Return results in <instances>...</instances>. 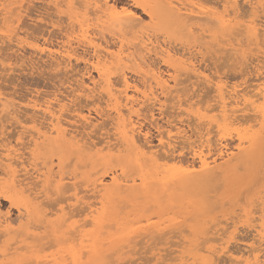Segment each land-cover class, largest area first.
Returning <instances> with one entry per match:
<instances>
[{
	"label": "bare ground",
	"instance_id": "1",
	"mask_svg": "<svg viewBox=\"0 0 264 264\" xmlns=\"http://www.w3.org/2000/svg\"><path fill=\"white\" fill-rule=\"evenodd\" d=\"M4 1H6V0H3V2ZM131 1H133V3L135 4L134 6L139 7L142 10V12H144L146 15L149 16V18L151 20L153 18H155V16L160 12V9L156 8L154 5L151 6L149 3L146 4V3L141 2L140 0H131ZM245 1L249 2L248 3L250 6L249 12H251V15H254L255 13L257 14L258 11H256V9H258L260 6V0H256L254 2H253V0L252 1L251 0H245ZM106 2H107V0H104L103 4L106 5L107 4ZM6 3H8V2H6ZM6 3L0 4V17H2V19L4 21L6 19L9 20V18L13 14L12 13L13 7H10L8 4L5 5ZM162 6H163V4H162ZM21 8H19V9H21ZM15 9H16V6H15ZM55 10H57V9H55ZM92 11L94 13L105 12V10L102 9L101 6H95ZM237 11H238V5L236 4L235 0L234 1L233 0H223L222 10L219 11L220 13L216 12L218 14L210 12L208 10L194 11L192 9L190 10L189 13H184V12H181V10L179 8H176L174 6H172L170 11H167V13H169L170 16H172L173 19H175L176 21L177 20H179V22L180 21H190L191 28H192L191 30L196 29L197 32H200L197 34H200L201 38L206 36L205 34L208 31V29L206 27H204V25H205L204 22H207L210 19L216 20L217 24L219 25V28H221V30L223 32V37H221V40L224 39V37H225V39H224L226 42L225 44L229 45L231 50H234V51L239 50L237 48H240L242 46V44L245 43V42L241 43L242 40L239 37L246 38L248 44L252 43V41H253L254 46L258 45L260 42H261V44L263 43V45H264V26H263V24L261 23L263 28L259 29V27H257V24L255 23L254 19H250L248 21V23H246V24H242V23L240 24L236 21H233L234 17L236 16V15L234 16L233 14H238ZM123 13L124 14L120 13L122 15H119L118 17H116V19L118 20L117 22H119L123 27H125V25H126V27L128 26L129 29H132L139 24L140 19L138 18V15L134 14L131 10H129V9H128V11L125 10ZM14 14L17 15L16 13H14ZM241 14L245 15L243 13H241ZM18 15L20 16V14H18ZM231 15H233V17H231ZM257 16H260V15H257ZM14 17H16V16H14ZM20 17H22V16H20ZM110 18H111V16H110ZM114 18H115V16H114ZM12 19L13 18H10L11 22H12ZM112 19H113V17H112ZM173 19H171V20H173ZM242 19H243V16H242ZM257 19L258 18L256 17V20ZM17 20H18V18H17ZM55 24H57V22ZM81 27H83V26H81ZM84 30H81V31L83 32ZM65 31L67 34L68 31L67 30H65ZM95 31H97V30H95ZM99 33H102V32L99 31ZM83 35L84 34H82V36ZM209 35L212 36V33ZM70 36H72V35H70ZM217 36H218L219 41H220V36L218 34H217ZM99 37L102 39V40L100 39L101 42L103 41L102 44H96V43H92V42L89 43L87 41L89 43L88 46L91 48V51H92L91 60H89L90 62L89 61L88 62L90 64V66H92L93 70L96 72L97 79L92 80L91 85H85L86 83L85 84H82V83L77 84L78 82L76 83L75 79H74L76 87L72 88L71 92H72V94L75 93L76 96H83L84 98L85 97H93L94 98V96L96 97L95 100L92 99L94 101L93 105L96 104L95 105L96 108L94 110L95 113H98L99 117H104V116L108 117L110 119L112 125H113L112 126L113 127L112 134L110 133L111 135H109V133L105 131L108 134V136L106 138L104 137L103 140H100V137L97 140L96 138H98V136L96 137V135L94 136V137H96L95 138L96 140H94V138H93L94 134L91 135L88 132V130L86 131L87 128L92 130V128L94 129V128H96V126H97V128L98 127L100 128L101 126L97 125V124H99L97 122L98 120L95 117H92V118H94V120H97L94 122L88 113H86L87 115L82 113V110L77 107L78 105H76V107L78 109L76 107L75 108H72V107L69 108L70 107L69 104L72 103L71 99H69V101L66 102L65 99L63 100L61 98L60 99L58 98V97H62L63 94L62 95L60 94L61 96H58V97H56V95L53 94L55 96L52 97L51 99H47V100H45L44 98H41V100L44 99L42 102H39L37 100L36 101L35 100L29 101L26 104V106H29L33 110L39 111L41 114L47 116L48 120H47V122H43L42 120H40L42 116L41 117L37 116L38 118H40L39 120L36 119L35 117L29 118L27 120L24 118L27 122L30 123V125L28 127L25 126V124H24L26 121L23 123V120H19V117L17 115L19 108L24 106V105H22V103L21 104L14 103L13 101L10 102V100L8 101L5 96H2V94L0 95V115H4L3 117H5V119L6 118L8 119L9 117H10V120L14 119L13 121L14 122L16 121L15 123H17L16 127L18 125H20L21 131L25 130L28 133L27 136L29 137V140H27V141H30L29 146H30V144H32L31 146H33V147H32V149L28 148V150H26V151H29L30 156L28 158L32 162H29L27 157H26L27 158L26 161L29 162L28 164L33 165V167H31V169H34L36 171V175H34V179H36V181H34V182H37L40 186L39 187L40 190L37 188V186H36L37 190L34 188L31 189L30 187L28 188L27 183H25V181L23 179L19 178V176H20V175H18L19 171H20V174L23 171V173L21 174V177H22V175L24 176L25 174L30 173V170H28L26 168L27 166L23 165L24 155H26V154L23 153L24 155L22 158L20 151H18L20 148L19 149L15 148L16 146L14 147L12 143L10 145H12L13 147L9 146L8 143L7 144H1L2 146L0 145V148L2 149V151L0 152V195H2L4 200L8 201L12 206L16 207V209L18 210V213L22 216L21 220L23 218L24 219L20 223L14 221V223H18V227H17V233H18L17 236L18 237L16 238V236L14 237V235H16V234H14L13 237H11V235H10V233L13 231L12 222L8 220L9 218H7V219L4 218L3 217L4 215H2V217L0 215V240H2V238H1L2 236H7L6 239L3 237L4 241H6V242L3 245V248H0V264H30V263H32V264H103L104 263L105 264L106 263V262H104L105 260L107 261L109 259H112V258H110L111 257L110 255L108 256L109 253L112 254V251H117L118 249L120 250L122 248H125V249H123V251H125V250L128 251L130 249V247L128 246L129 244H131L130 246H132V244H134L135 242H137L139 244V240L136 239L135 242L133 241V240H135L136 237H140L143 235L144 238L147 237L145 239H148V238L154 239L155 237L158 236V239L159 238L162 239L161 242H163V238H166V236L168 237L169 235H172L171 233H173V232H174L173 236L175 235V232H176V236H179L180 235L179 232L184 231V230H180L181 227H185V226H183V221L180 222V223H182V226L180 225L181 226L180 229L176 228L175 226H171V225H174L173 223H171V225H170V224H167L166 221H162V220L152 224L149 221L150 220L149 215H142L144 213H142L140 215V213H141L140 211L146 212L147 209L150 210V209L156 207L159 209L160 213L162 212V214L167 213V211H168L172 215V217L167 218L170 221L177 218L179 216V214L182 213L183 210H187V209H190V213L192 212V215L189 214L190 218L191 217L195 218L196 212L198 213V216L204 217L209 212H212V210L214 208L216 210V206L218 207L219 204H221L220 201L218 202L219 199L217 198V196L214 193L210 194L211 192L214 191V189H216L215 188L216 185H218L217 186L218 189L222 188L221 183H222L223 179L221 177H223L224 175H227L228 173L234 172L236 170V168L238 167L239 160H241V161L243 159H245V161L249 160V158L252 156L253 152L259 146L264 145V51H262V54H260L259 57H255L257 63L255 66L253 65L255 67L254 71L256 72L257 80L259 82H257L255 84V86L253 85L252 89H249V88L246 89V87H244L245 89L243 87H242V89H240L241 87L239 88L237 86V84L235 85V83H234V85H232L233 83L231 85H227L230 82L225 83L226 81H224L222 79V77L218 75V73H217L218 70L216 71V73H217L216 75H208L207 72L201 71L198 68L199 66L197 67V65L195 64V61H194L195 56H193L194 53L191 54V52H190V54H191L190 56H188V55L185 56L184 54L179 53L180 57H178V56L175 57L178 52L177 53L172 52L173 50L171 51L170 48H164V49L160 48L157 50L156 45H154L150 41L151 39L147 42L140 39L138 42H136V44L133 43V46L135 48L132 46L133 47L132 51H129L128 47H127V50H125L123 48L124 47L123 43H121L119 48L115 51L111 48V45H109L108 41L104 40L105 37L103 38L102 35L101 36L99 35ZM248 40H250L251 42L249 43ZM223 41L220 43L222 44ZM244 41H245V39H244ZM17 42H18V40H17ZM211 44H212V42H211ZM11 45L14 46L13 44H11ZM62 46H63L62 47L63 50H61V51L53 50L54 52H51L52 51L51 50L50 53L48 52V54H49L48 56L50 57V59L56 60V64H57L56 66L63 64L65 67H67V65H69L73 59L78 60V58L76 56V50L77 49L72 47L69 39H68L67 43L63 44ZM238 46H240V47H238ZM220 47H222V46H220ZM15 48H16V46H15ZM205 48H207V47H205ZM230 48H228V49H230ZM134 49H135V51L133 52ZM216 49H218V48H216ZM220 49H223V48H220ZM225 49H227V48H225ZM255 49H257V48H255ZM34 51L37 52V50H34ZM152 52H154L156 55H159L161 58H163L165 56L166 59L163 58L162 61L165 63V65L167 64L169 67H171L175 74L174 75L171 74L165 78L159 71H157L155 68H153L149 62V57H151L150 55L152 54ZM206 52H207V50H206ZM210 52H211V50H210ZM210 52H209V54H210ZM197 53H198V51H197ZM18 54H19V52H18ZM155 54H154V56H156ZM203 54H205V53L203 52ZM235 54L236 53L234 52V55ZM21 55H22V53H21ZM195 55H196V53H195ZM230 55H232V53ZM207 56H209V55H207ZM207 56L205 59L208 58ZM218 56L219 55H217V57H215V58L218 59ZM236 56H238V55H236ZM200 58H201V56L199 57V60H200ZM248 59H250V58H248ZM8 60H10V59H8ZM22 60H21V62H22ZM48 60H49V58H48ZM208 60H209V58H208ZM210 60H212V58ZM2 61H5V60H2ZM51 62H52V60H51ZM152 63H154V61ZM159 64H161V63H159ZM9 66H11V65L9 64ZM72 66H73V64H72ZM132 66L135 67L134 69L137 68L136 72H138V74H139L138 76H139V78H141V84L139 83L140 85H135L134 83L131 84V82L129 81L130 79H128L126 72H127V69L132 67ZM200 67L202 68L203 66L201 65ZM240 67H241V65H240ZM13 69H11V70L13 71ZM67 69L69 70V68H67ZM167 69H168V67H167ZM214 69H213V71H214ZM62 70H63V68H62ZM180 70H182L183 73H184V71L187 73L191 72L193 75H191L189 73L188 74L193 76L194 78L196 77L198 79H201L202 81H204V84L206 83V84H208V86L210 85L212 87L214 95L212 97L213 99H211V100H213L214 103L213 104L211 103L212 104L211 106L209 105L210 109H208V112H209V110H210V112L211 111L214 112V114L211 112L213 114V119H212V123H213V127H214L213 130L215 129L214 131L213 130L212 131L216 132L215 133L216 138L213 139L211 136L212 131L210 128H211L212 123H210L211 125L209 126L210 130L205 128L206 127L205 123H207L206 120H208V119L204 120L205 123L202 120H201V122H203V123L200 122V124H199V122H196L202 126H203V124H205L204 125L205 131H201L202 128L196 127L197 129L194 131H191V133L189 134L188 131L186 130V128H190V126H192V124H190L191 122H189V120H191V118H193V121H196L197 118L199 119L201 117L195 113L193 114V117H192L191 112H189V110H187V111L185 110L184 114H186L188 116L187 122H186V119L185 120L179 119L178 124H181V125H177L176 123L175 124L171 123L173 125H169L168 124L169 121H168L167 124L169 126H167V127L160 126V127H162L161 130H160V128L158 130L156 129L157 132L159 131V133H157V136H158V134H159V136L157 137L158 139H157L156 145H154V144L150 145V144H148L149 142L148 143H146L144 141L142 142L141 138H140V136H141L140 134H142L141 125L139 124L140 120L138 121L137 119L133 118L135 116L137 117L138 115H140V113L138 114L137 110L141 107L136 109V106L138 107V106H142V105L148 103V105H150V107L152 106L153 109H154V106H157V108H158L157 110H159V112H160V110L161 109L163 110V108H164V106H163V108H161L163 103H164V102L162 103L163 100L161 98H164V100H167V98H170V94L173 93L174 91H176V93L174 92L175 94L171 96L169 101L174 99L173 106H175V104H176V108L181 109V107L184 106L183 103L184 104L187 103L189 98L186 97L185 100H181L182 98L180 99V95L182 93L180 95L177 94V92H178V90H176L177 85L179 84V82L184 81L181 79V81L178 82V80L180 78L177 79L178 74L176 75V73ZM6 71H8V70H6ZM78 71L79 70H77V72ZM240 71H241V69H240ZM242 71H245V70H242ZM246 71L244 73H246ZM61 72H59V74ZM63 73H61V74H63ZM79 73H80V71H79ZM180 73H181V71L179 72V74ZM77 74H75V75H77ZM188 74H186V75L188 76ZM3 76H5V75H3ZM178 77H179V75H178ZM114 78L116 80H113ZM71 79H72V77H71ZM90 79H91V77H90ZM92 79H94V78L92 77ZM63 80H66V79H63ZM66 81H63L61 83H64ZM79 82H82V79ZM170 82L171 83L173 82V84H170ZM175 86H176V88H175ZM64 87L65 86H63L62 88H64ZM178 87H182V86H180V84H179ZM182 89H184V87H182ZM179 90H181V88ZM69 92H70V90H69ZM191 93L189 92V94H191ZM10 96H12V95H10ZM48 96H50V95H48ZM66 96L68 98L69 95H66ZM206 97H207V95H206ZM96 99L98 102H102L101 100H103L104 108L103 107L100 108V104L96 101ZM175 99H176V101H175ZM75 100H76V98H75ZM192 100H193V98H192ZM205 100H207V99H205ZM95 101H96V103H95ZM193 101L190 103V100H189L188 103H190L192 106L193 105L192 103L195 104V102H193ZM195 101H196V99H195ZM207 101H209V100H207ZM17 102H18V100H17ZM77 102H80V101H77ZM174 102H175V104H174ZM199 102H200V100H199ZM86 103H85V105H86ZM91 104H90V107H91ZM85 105H84V107H85ZM86 107L88 108L89 105H87ZM92 107H94V106H92ZM152 107L150 109H152ZM176 108L174 110H176ZM27 109H28V107H27ZM201 110H202V108H201ZM205 110H206V108H205ZM65 111H67V112L70 111L68 113H72L73 116H71V115L70 116L75 118V119L72 118L73 120H75V124L77 122H79L81 124V126L85 127L84 128L85 131H83V130L82 131H75L73 129H72L73 131L68 130L67 127H69V126L66 127V125H65V122L67 121L66 118L64 117V114H66V113H64ZM141 111H142V109H141ZM164 111H162V113H165ZM146 113H147V111H146ZM182 113H183V111L181 112V115H182ZM21 115H19V116H21ZM170 115H169V118H170ZM173 115L174 114L172 113V117H173ZM31 116H32V114H31ZM33 116H34V114H33ZM45 116H44V118H45ZM66 116H68V115L66 114ZM70 116H68V118ZM151 117H152V115H151ZM172 117H171V119H172ZM174 118L176 120H178L177 117H174ZM146 119H147V117H146ZM175 119L170 121V122L175 121ZM110 121L103 122V123L107 124ZM154 121H156V120H154ZM6 122H8V121H6ZM10 122L12 124V120ZM244 122L248 123L249 125H247V128H245L243 133H241L242 132L241 130H240L241 132L237 131V134H236L237 142L235 143L236 145L230 147V145H229L230 143H228V145H229V147H228L227 142L225 143V141L227 140L226 138H227L228 134L225 135V131L230 126H233L236 124H239V126H241L242 124H244ZM70 123H72V122L70 121ZM5 124L3 126H5ZM80 124H78V125H80ZM7 125H8V123H7ZM13 125H15V124H13ZM74 125H71V126H74ZM103 125H105V124H103ZM154 125H156V124L154 123ZM76 126H77V124H76ZM105 127H106V125H105ZM107 127H106V129H107ZM163 127L165 130H162ZM236 127H238V126H236ZM69 129H70V127H69ZM15 130H16V128H15ZM4 131H5V129H4ZM99 132H101V131H99ZM99 132H97V133L99 134ZM3 133H7V132L5 131ZM105 134H104V136H105ZM3 135L1 136V139H0L1 141L3 139L2 138ZM143 135H144V133H143ZM145 135H146V132H145ZM9 136L12 137L11 135L8 134V137ZM13 136H15V135H13ZM21 136H22V134H21ZM214 136L215 135H213V137ZM20 138H22V137H20ZM145 138H146V136H145ZM149 138H150V136H149ZM230 138H231V136H230ZM16 141L17 140H15V142ZM146 141H148L147 138H146ZM2 143H4V142H2ZM18 145H21V144H18ZM21 146H23V145H21ZM29 146H27V147H29ZM185 147L189 148L191 150L193 159H194V157L197 159L196 163H194L195 160L191 161V162H189V161L185 162L184 161L185 164H184V166H182L183 167L182 169H173V168L170 169V168H168L167 162H169V160L170 159L172 160V158H173L171 156V153L172 152L174 153L175 151L181 153V150H184ZM21 149H23V148L21 147ZM29 149H31V150H29ZM41 151H45L48 154H51V157L56 155V158H57V164H56L57 169H56V171L53 170L54 167H52V163H54V162H52V160H50V164H51L50 166H48L46 163H44L45 165L42 164L44 166V171L43 170L40 171V169H39L40 167L38 169L35 167L36 163H34V162L38 161L35 159L37 158V156L40 155ZM68 153L70 156H68ZM27 156H28V154H27ZM262 156L264 157V155H262ZM68 157L73 158V161H74L73 165H75V167H77L78 165L82 166V167L83 166H89L88 171L81 172V171L77 170L78 172H80L79 173L80 176H79L78 173H77L78 174L77 175V174H74V172L72 173L69 170L72 174H71V176H68L66 174V172H68V169L65 172L62 171L63 161H65ZM263 157H262V159L264 160ZM30 158H32V159H30ZM70 158H69V160H70ZM184 160H185V158H184ZM263 160H261V162H263ZM46 161L48 162L49 160H45V162ZM41 162H43V161L41 160ZM68 162L70 163V161H68ZM113 162H115V163H113ZM174 162H175V160H174ZM79 163H81V164H79ZM117 163L119 166L115 165ZM111 164L113 166H115V168L118 167L119 169L112 168L113 166ZM38 165H41V163L40 164L38 163ZM42 165H41V167H42ZM64 165H66V164H64ZM69 166H71V164H69L68 167ZM79 166H78V168H79ZM124 166L126 168L129 167L130 171L134 170L135 174H133V172H131V174H129V173L127 174V171L125 170ZM75 167H74V170H75ZM260 167H261V164H260ZM101 169H103V171L99 172V170H101ZM127 170H128V168H127ZM260 170H263V169H260ZM70 172H68V173H70ZM64 173L67 176H65ZM108 173H109V175H108ZM25 176H27V175H25ZM29 177H31V176H29ZM77 177L82 180V185L85 188H87V189H85V188H83V189L88 190L89 191L88 193L93 194V196L91 194H90V196H92V198L95 199L94 202H92L91 200H90V202L85 201L86 198L84 196H82L80 193L82 190L79 191L80 189H78L81 187L76 186V182H78ZM75 179L77 180L76 182H75ZM218 179L219 180L221 179L220 180L221 182H219V184H215L216 182L214 183V181H217ZM81 180H79V181L81 182ZM34 182H32V183H34ZM212 182H213L214 186L211 185ZM38 184H34L32 186L34 187L35 185H38ZM248 185H250V184H248ZM248 185H247V188H248ZM210 186H213V187L210 189L209 188ZM251 187H252V185H251ZM215 191H218V190H215ZM244 191H245V189H244ZM68 192H70V193L67 196ZM61 194L62 195L64 194L65 196L63 195V197L57 198V196L58 195L60 196ZM239 194L241 196V192H239L238 195ZM51 195H56L55 196L56 199L54 198L55 200H53V202L48 203V201H46V199L53 197ZM238 195H236V197H238ZM87 196H89V194ZM218 196H220V195H218ZM232 197H233V195H232ZM263 197L264 196L262 195V198ZM39 198H41V199H39ZM42 199H44L45 202ZM87 200H89V199H87ZM239 200H242V199L240 198ZM223 201H222L221 205H224L225 202L227 203V201H225V199ZM235 201L236 200H234V202ZM63 202H64V204H63ZM150 202H155V204H153L154 205L153 207H151L152 204ZM252 202H254V201H252ZM147 203H148V206H145V204H147ZM80 205H83V206H80ZM256 206H258V204H256ZM145 207L146 208L149 207V208L146 209ZM258 207H260L259 209H256V210H259L258 214L260 213L259 216L257 217L258 222L257 223L255 222L256 225L255 224L253 225V227H254L253 230L255 231V237L256 238L254 236H252L253 239L254 238L256 239L255 244L258 243L257 246H254L252 244L250 246V248H248V251L245 252L244 255L243 254L234 255V253L229 252L228 243L231 240H233L235 236H234L233 231L228 232V230H230V229H228L227 225L230 224V226H231V223H229L227 225H226V223H224V225H226L224 227H227V229L226 228L221 229L222 230L221 235L224 236L225 234L228 233L227 239L225 241L223 240L224 241V242L222 241L223 243L220 240L219 241L220 244H219L218 248H216V246H214V245L207 246V247L206 246L198 247L197 243L194 240L192 242V243H194V247L193 246L192 247L195 250L193 255L196 257H194L191 254L194 258V261L191 263L190 262H188V263L189 264H211L210 263L211 259H210L209 255L210 254L214 255V253H219L221 251V252L225 253L227 255L228 259L230 260L229 262L227 260L228 264L229 263L230 264H232V263L233 264H264V201H262ZM168 208H170V210H168ZM174 208H177V209L174 210ZM252 210L254 211L255 209L252 208ZM249 214H250V211L249 212L244 211V216L246 217V220L250 221L253 218L250 219L249 217H251V216H249ZM237 215H239V214L237 213ZM144 216H145L146 221L143 220V222H145V223L148 221L149 222L145 225L135 226L136 225L135 223H140L141 217H144ZM229 216H231V215L229 214ZM229 216H227V217H229ZM236 216L234 217V219L232 218L233 222L231 221L233 223L232 224L233 227L235 226V222L238 221ZM153 217H156V216H153ZM179 217H181V216H179ZM186 218H189V217L187 216ZM224 218H226V217H224ZM257 218L255 217L254 220L257 221ZM201 219H202L201 222H205V224H207L206 220L203 221V218H201ZM206 219H208V218H206ZM213 219H215V218H213ZM213 219H212L213 223L214 222L216 223L217 219H215V220H213ZM236 219H237V221H235ZM153 220H155V219L153 218ZM170 221H169V223H170ZM218 221H217V223H218ZM251 221H253V220H251ZM201 222L200 223L196 222V223H198L199 227H200ZM184 223H185V221H184ZM192 223L188 224V226L191 225ZM209 223H211V220ZM221 223H222V221H221ZM175 224H177V222ZM213 226H211V227H213ZM171 227L175 228L176 230L179 229L180 231L177 232L176 230H172L170 232ZM204 227H206V226H204ZM216 228H214V230H213L214 233L216 232L215 231ZM165 229L167 231H165ZM212 229H211V235H212ZM217 229H219V228H217ZM187 231H189V230H187ZM204 231H205L204 234L208 233L206 230H204ZM177 233H179V235H177ZM198 233H202V232H198ZM189 234H190V232H189ZM189 234L187 235L188 237H189ZM204 234H203V236H204ZM135 235H138V236L135 237ZM207 235H209V234H207ZM173 236H171V237H173ZM222 236L219 237V239H222ZM143 237H142V239H143ZM190 237H191V235H190ZM193 237H194V235H193ZM207 237L210 238L209 240H211V239L213 240V238L215 236H213V238H211L212 236L210 237V235ZM207 237L204 236L203 240H206ZM13 238L14 239L16 238V239L14 240ZM132 238H133V240H132ZM179 238H181V237H179ZM216 238L217 237H215L214 239H216ZM130 239L134 243H132V241ZM142 239H140L141 240L140 244L142 242ZM145 239L143 241L146 242ZM11 240H14V242L10 243ZM155 240H157V238ZM179 240H182V239H179ZM203 240L201 239V241H203ZM4 241H3V243H4ZM152 241H154V240H152ZM152 241H150V242H152ZM158 241H156V242H158ZM167 241L171 242L172 240H170V241L167 240ZM186 241H188V239ZM145 242H142V244ZM150 242L148 243L149 246H150ZM178 242H177V245H178ZM232 242L233 241H231V243ZM192 243H189V245H192ZM173 244L174 243L172 241L171 246ZM198 244H200V242ZM134 245H137V244H134ZM134 245L132 246V248L134 247ZM148 245H145V246H148ZM111 247H113V248L119 247V248L115 250V249H111ZM126 247L129 249L127 250ZM138 247H139V245H138ZM142 247L143 246H141V248ZM181 247H183V245H181ZM185 247H188V246H185ZM50 248H55V249L53 252L51 251L50 253H46L45 251L47 249H50ZM132 248L130 249V251L132 250ZM152 248L155 249L154 246ZM231 248H232V245H231ZM140 249L138 251H140ZM178 249H179V247H178ZM190 250H192V248ZM138 251L136 253L135 252L134 253L137 254ZM148 251H149V249H148ZM148 251L145 250V252H148ZM167 251H170V249H167ZM178 251H180V250H178ZM203 251H204V254H202ZM205 252L208 253V255H205ZM131 253H133V252H131ZM166 253H168V252H166ZM165 255H167V254H165ZM168 255H170V254L168 253ZM177 255H179V254H177ZM171 256L172 255H170V257H169L170 260L172 259V257L174 259L177 257L176 255H174L175 257L174 256L171 257ZM106 257H109V258L106 259ZM163 257L166 258L165 256H163ZM181 257H183V256H180L179 258L178 257L177 258L181 260ZM186 257H187V255H186ZM156 258H158V257H156ZM169 258H167V259H169ZM177 258H176V260H177ZM196 258H198L199 260ZM163 259H161L160 260L161 262H159V263L169 264V263H165L166 259L165 260H163ZM174 259H172V260H174ZM147 260L148 261L151 260V257H150V259H147ZM195 260H198V261L195 262ZM112 261H114V260H112ZM127 261H128V259H127ZM127 261L125 262L123 260V262H125V263H127ZM132 262L134 263L135 261H132ZM145 262L143 261L142 263H145ZM139 263H137V264H139ZM157 263H158V261H157ZM212 263H213V261H212ZM217 263L219 264V262H217ZM174 264H176V263L174 262ZM180 264H186V261H185V263L180 262Z\"/></svg>",
	"mask_w": 264,
	"mask_h": 264
},
{
	"label": "rangeland",
	"instance_id": "2",
	"mask_svg": "<svg viewBox=\"0 0 264 264\" xmlns=\"http://www.w3.org/2000/svg\"><path fill=\"white\" fill-rule=\"evenodd\" d=\"M16 1V2H15ZM141 2L143 3H146V4H150L151 6L154 5L156 8L160 9V12L155 16V18H153L152 20L149 18L148 15H146L144 12H142V10L137 7V6H134L135 4L133 3V1L131 0H107V4H103L104 3V0H6L3 2V0H0V4H4L6 2L5 5H9L10 7H13V11H12V15L10 18H13L12 19V22L9 18L6 19L5 21L2 19V17H0V95L2 94V96H5L7 98V100L10 102H14V103H19L24 106L20 107L19 108V111H18V117H19V120H23V123L29 119V118H32V117H35L36 119H40L38 117H41L40 120H42L43 122H47L48 118L47 116L41 114L39 111H36V110H33L31 107L29 106H26V104L29 102V101H32V100H37L39 102H42L44 99L47 100V99H51L52 97H54L56 95V97L58 96H61L62 94V97H58L59 99H65L66 102L69 101V99L72 100V103L69 104V108H75L76 105H78L77 107L79 109L82 110V113L86 114L88 113L90 115V117H95L97 120H94V118H92V120L95 122L97 121L99 124H97L98 126H101L100 128L96 126V128H92L91 129H86V131L88 130V132L93 135V138L94 140H98L99 137H100V140H103V138L107 137L108 134L106 132L109 133V135L112 134V129H113V125L110 121V119L106 116L104 117H99L98 113H95V108H96V104L93 105V100H95V96L94 98L93 97H83V96H76V94H72L71 90L72 88H75L76 87V84H85V85H91V81L92 80H96L97 79V74L96 72L93 70L92 66H90L89 64V60H91V57H92V51H91V48L88 46V44L90 42L92 43H96V44H102L103 41L101 42V38L99 37V35L103 36L104 40H107L109 45H111V48L113 50H117L120 46L121 43H123L124 45V49L127 50V47L129 48V51H132L133 49V43L136 44V42H138L140 39L144 40V41H150L156 45V49H160V48H170L172 52H178L177 55L175 57H180V54H184L185 56H190L191 54L194 53L193 56H195V64L197 65V67L203 71V72H207L208 75H216L218 73L219 76L222 77V79L224 81H226L225 83H229L227 85H235L237 84V86L242 89V87H246V89H252L253 88V85L255 86V84L257 82H259L257 80V75H256V72L254 71L255 70V65L257 63L255 57H259L260 54H262V51H264V45L263 43L261 44V42L258 44V45H255L254 46V43L252 41V43H250L251 41H249L250 44H248L247 42V39L246 38H243V37H239L241 38L242 42L241 43H244L242 44V46H238L240 48H237L239 50L237 51H234V50H231V48L229 47V45L225 44V37L224 39L221 40V37H223V32L221 30V28H219V25L217 24L216 20L214 19H210L209 21L207 22H204V27H206L208 29L207 33L205 34L206 36L204 37H200L201 35L200 34H197V33H200V32H197L196 29L194 30H191V23L190 21H180L179 20H175L173 19L172 16H170L169 13H167V11H170L171 7L174 6L176 8H179L181 10V12H184V13H189L190 10H194V11H198V10H208L210 12H213V13H220L219 11L222 10V5H223V0H140ZM234 1V0H233ZM236 1V4L238 5V11L237 13L238 14H233L235 17L233 19V21H236L238 23H242V24H246L248 23V21L250 19H254L255 23L257 24V27H259V29L263 28L264 26V0H260V6L258 9H256L257 14L255 13L254 15H251V12L250 11V6H249V2L245 1V0H235ZM252 1V0H251ZM256 1V0H253V2ZM238 2V3H237ZM47 4V5H46ZM160 4V5H159ZM163 4V6H162ZM50 7H49V6ZM103 5V6H102ZM165 5V6H164ZM15 6H16V9H15ZM23 6V7H22ZM95 6H101L102 9L105 10V12H98V13H94L92 10ZM21 9H19V8ZM125 7V8H124ZM167 10H166V9ZM57 9V10H55ZM124 9V10H123ZM131 10L134 14L138 15V18L140 19L139 21V24L132 28V29H129L128 26L126 27H123L119 22H117L118 20L116 19V17H118L119 15H122L124 14L123 12L125 10L128 11ZM262 9V10H261ZM21 10V11H20ZM25 10V11H24ZM23 11V12H22ZM14 13H16L17 15H15ZM57 13V14H56ZM119 13V14H118ZM122 13V14H120ZM216 13V14H218ZM241 13L245 14V15H242ZM249 13V14H248ZM18 14H20V17ZM110 14V15H109ZM169 14V15H168ZM16 17H14V16ZM50 15V16H49ZM57 15V16H56ZM115 18H114V16ZM233 15H231V17H233ZM240 15V16H239ZM257 15H260V16H257ZM19 16V17H18ZM111 16V18H110ZM242 16H243V19H242ZM113 17V19H112ZM241 17V18H240ZM253 17V18H252ZM256 17L258 18L256 20ZM142 19V20H141ZM173 19V20H171ZM20 20V21H19ZM115 20V21H114ZM57 24H55L56 22ZM113 21V22H112ZM73 22V23H72ZM174 22V23H173ZM5 23V24H4ZM114 23V24H113ZM116 23V24H115ZM178 23V24H177ZM263 26H262V24ZM99 24V25H98ZM259 24V25H258ZM52 25V26H51ZM83 26V27H81ZM85 26V27H84ZM122 26V27H121ZM68 27V28H67ZM72 27V28H71ZM81 27V28H80ZM71 30H70V29ZM87 28V29H86ZM80 29V30H79ZM85 29V30H84ZM67 30V34H66V31ZM81 30H84L83 32ZM97 30V31H95ZM16 31V32H15ZM20 31V32H19ZM102 32V33H99ZM22 32V33H21ZM24 32V33H23ZM73 32V33H72ZM15 33V34H14ZM21 33V34H20ZM212 33V36L209 35ZM80 34V35H79ZM82 34H84L82 36ZM197 34V35H196ZM217 34L220 36V41H219V38L217 36ZM72 35V36H70ZM92 36V37H91ZM99 38H98V37ZM210 36V37H209ZM70 40V44L72 45V47H74L76 50V56L78 58V60H72L70 62L69 65H67V67H65L63 64L62 65H59V66H56V60L55 59H50V57L48 56V52L50 53L51 52H54L53 50H63V44L67 43L68 39ZM149 38V39H148ZM14 39V40H13ZM101 39V40H100ZM200 39V40H199ZM245 39V41H244ZM18 40V42H17ZM224 40V41H223ZM3 41V42H2ZM15 41V42H14ZM89 43H88V42ZM94 41V42H93ZM200 41V42H199ZM223 43L221 44L220 42ZM6 42V43H5ZM11 42V43H10ZM13 42V43H12ZM17 42V43H16ZM20 42V43H19ZM101 42V43H100ZM212 42V44H211ZM218 42V43H217ZM199 43V44H198ZM11 44H13L14 46H12ZM19 44V45H18ZM16 46V48H15ZM88 46V47H87ZM133 46V47H132ZM222 46V47H220ZM253 46V47H252ZM21 47V48H20ZM34 47V48H33ZM207 47V48H205ZM218 49H216V48ZM257 49H255V48ZM19 48V49H18ZM23 48V49H22ZM36 48V49H35ZM38 48V49H37ZM42 48V49H41ZM135 48V47H134ZM213 48V49H212ZM220 48H223V49H220ZM227 48V49H225ZM230 48V49H228ZM247 48V49H246ZM253 48V49H252ZM37 50L34 51V50ZM49 49V50H48ZM131 49V50H130ZM202 49V50H201ZM220 49V50H219ZM42 50V51H41ZM89 50V51H88ZM207 50V52H206ZM209 50V51H208ZM211 50V52H210ZM217 50V51H216ZM222 50V51H221ZM224 50V51H223ZM226 50V51H225ZM228 50V51H227ZM258 50V51H257ZM261 52H260V51ZM46 51V52H45ZM84 51V52H83ZM135 51V49L133 50V52ZM139 51V50H138ZM198 51V53H197ZM19 52V54H18ZM22 55H21V53ZM45 52V53H44ZM191 52V54H190ZM203 52L205 54H203ZM210 52V54H209ZM220 52V53H219ZM224 52V53H223ZM234 52L236 53L234 55ZM175 53V54H176ZM180 53V54H179ZM196 53V55H195ZM201 53V54H200ZM232 53V55H230ZM17 54V55H16ZM154 52H152V54L150 55L151 57H149V62L150 64L152 65L153 68H155L157 71H159L165 78L168 77L169 75L171 74H175L173 69L171 67H169L167 64L165 65V63L162 61L163 58L166 59V57L162 56L163 58H161L159 55H156L154 56ZM226 54V55H225ZM229 54V55H228ZM257 54V55H256ZM2 55V56H1ZM17 57H16V56ZM85 57H84V56ZM209 55V56H207ZM218 56V59L215 58ZM238 55V56H236ZM250 55V56H249ZM9 56V57H8ZM11 56V57H10ZM158 56V57H157ZM201 56L200 60H199V57ZM206 56L209 58L205 59ZM214 56V57H213ZM226 56V57H225ZM232 56V57H231ZM236 56V57H235ZM23 57V58H22ZM89 57V58H88ZM220 57V58H219ZM231 59H230V58ZM2 58V59H1ZM5 58V59H4ZM23 60H22V59ZM30 58V59H29ZM49 58V60H48ZM152 60H151V59ZM160 58V59H159ZM212 58V60H210ZM233 58V59H232ZM235 58V59H234ZM241 58V59H240ZM250 58V59H248ZM254 58V59H253ZM10 59V60H8ZM18 59V60H17ZM25 59V60H24ZM154 59V60H153ZM198 61H197V60ZM238 59V60H237ZM2 60H5V61H2ZM8 62H7V61ZM22 60V62H21ZM52 60V62H51ZM207 60V61H206ZM235 60V61H234ZM243 60V61H242ZM249 60V61H248ZM251 60V61H250ZM30 61V62H29ZM50 61V62H49ZM77 61V62H76ZM89 61V62H88ZM154 61V63H152ZM203 61V62H202ZM234 61V62H233ZM12 64H11V63ZM35 62V63H34ZM54 62V63H53ZM239 62V63H238ZM27 63V64H26ZM161 63V64H159ZM163 63V64H162ZM202 63V64H201ZM235 63V64H234ZM237 63V64H236ZM242 63V64H241ZM249 63V64H248ZM252 63V64H251ZM9 64L11 66H9ZM30 64V65H29ZM35 64V65H34ZM54 64V65H53ZM73 64V66H72ZM244 64V65H243ZM247 64V65H246ZM251 64V65H250ZM4 65V66H3ZM160 65V66H159ZM203 66L202 68L200 66ZM205 65V66H204ZM241 65V67H240ZM246 65V66H245ZM254 65V66H253ZM30 66V67H29ZM210 66V67H209ZM214 66V67H213ZM243 66V67H242ZM6 69H5V68ZM10 67V68H9ZM36 67V68H35ZM168 67V69H167ZM212 67V68H211ZM247 67V68H246ZM254 67V68H253ZM2 68V69H1ZM5 70H4V69ZM8 68V69H7ZM14 68V69H13ZM35 68V69H34ZM63 68V70H62ZM69 68V70L67 69ZM135 67H130L127 69V76H128V79H130L129 81L131 82V84H135V85H140L141 84V78H139V74L138 72H136L137 68L134 69ZM207 68V69H206ZM215 68V69H214ZM219 68V69H218ZM244 68V69H243ZM252 68V69H251ZM13 69V71L11 70ZM65 69V70H64ZM209 69V70H208ZM214 69V71H213ZM241 69V71H240ZM249 69V70H248ZM8 70V71H6ZM60 70V71H59ZM77 70L79 71L77 72ZM163 70V71H162ZM219 72H218V71ZM242 70H247L246 73H244L245 71H242ZM56 71V72H55ZM62 71V72H61ZM66 71V72H65ZM76 71V72H75ZM181 71V75L179 74V72ZM176 73L177 75V79L178 82L182 80L184 81H181L179 82L180 86L184 87V89H182V87H178L179 84L177 85V88L176 90H178L177 94L180 95V99L181 100H185L186 97H188V101L190 100V103L193 101L195 102L192 103L193 105L191 106L190 103H183L184 106L181 107V109H178L176 108V104L175 106H173V100H170L169 99L171 98L172 95H174L176 93V91H174L173 93L170 94V98H167V100H164V98H161L163 101V105L161 108H163L162 111H164L165 113H162V111L160 110H157V106H154V109L152 107V109H150V105L147 104H144L142 106H136V109L138 114L140 113V115H138L137 117H133L134 119H137L139 121V124L141 125V132L142 134H140V138H141V141L143 142H146L150 145H156L157 144V133H159V131L157 132V130L162 127L160 126H164V127H167L169 125H173L171 123H176L177 125H181V124H178L179 122V119H186V122L188 121V116L186 114H184L185 110H189V112H191V116L193 117V114H197L198 116H200L201 118H197L196 121H193V118H191V120H189V122H191L190 124H192V126H190V128H186V130L188 131V133L190 134L191 131H194L196 130L198 127L202 128L201 131H205V128L209 129L210 127V123H212V119H213V114L214 112L209 110L208 112V109H210L209 105L211 106L214 102L212 97L214 95L213 93V90H212V87L208 84H204V81H202L201 79H198V78H194L193 75L191 72H188L189 75L187 72H185L184 70V73L182 72V70H180ZM217 71V73H216ZM10 72V73H9ZM58 72V73H57ZM59 72L63 73V74H59ZM72 72V73H71ZM75 72V73H74ZM6 73V74H5ZM9 73V74H8ZM78 73V74H77ZM83 73V74H82ZM215 73V74H214ZM58 74V75H57ZM67 74V75H66ZM74 74V75H73ZM77 74V75H75ZM85 74V75H84ZM188 74V76L186 75ZM5 75V76H3ZM91 75V76H90ZM184 75V76H183ZM227 75V76H226ZM3 76V77H2ZM67 76V77H66ZM76 76V77H75ZM188 78H186V77ZM242 76V77H241ZM2 77V78H1ZM72 77V79H71ZM74 77V78H73ZM81 77V78H80ZM91 77V79H90ZM92 77L94 79H92ZM130 77V78H129ZM244 77V78H243ZM68 78V79H67ZM80 78V79H79ZM134 78V79H133ZM227 78V79H226ZM63 79H66V80H63ZM71 79V80H70ZM74 79H75V82H74ZM82 79V82H79L81 81ZM193 79V80H192ZM113 80H116L115 78ZM135 80V81H134ZM257 80V81H256ZM63 81H66L64 83H61ZM84 81V82H83ZM140 81V82H139ZM193 81V82H192ZM256 81V82H255ZM73 84H72V83ZM196 82V83H195ZM199 82V83H198ZM61 83V84H60ZM66 83V84H65ZM90 83V84H89ZM140 83V84H139ZM184 83V84H183ZM59 84V85H58ZM63 84V85H62ZM170 84H173V82ZM182 84V85H181ZM189 84V85H188ZM68 87H67V86ZM185 85V86H184ZM191 85V86H190ZM205 85V86H204ZM242 85V86H241ZM63 86H65L64 88H62ZM70 86V87H69ZM199 88H197V87ZM201 86V87H200ZM196 87V88H195ZM205 89H204V88ZM208 87V88H207ZM59 88V89H58ZM181 88V90H179ZM191 88V89H190ZM211 88V89H210ZM67 91H66V90ZM189 89V90H188ZM202 89V90H201ZM245 89V88H244ZM70 90V92H69ZM185 92H183V91ZM208 90V91H207ZM66 91V92H65ZM180 91V92H179ZM211 91V92H210ZM189 92L192 94H189ZM195 92V93H194ZM71 93V94H70ZM184 93V94H183ZM200 95H199V94ZM211 93V94H210ZM5 94V95H4ZM12 96H10V95ZM55 94V95H53ZM61 94V95H60ZM65 94V95H64ZM187 94V95H186ZM194 94V95H193ZM50 95V96H48ZM66 95H69L68 98ZM74 95V96H73ZM183 95V96H182ZM197 95V96H196ZM207 95V97H206ZM210 95V96H209ZM47 96V97H46ZM28 99H27V98ZM20 100H19V99ZM23 98V99H22ZM34 98V99H33ZM41 98H44L41 100ZM73 98V99H72ZM76 98V100H75ZM88 98V99H87ZM90 98V99H89ZM191 98V99H190ZM193 98V100H192ZM196 101H195V99ZM209 100H205V99ZM26 99V100H25ZM68 99V100H67ZM80 99V100H79ZM82 99V100H81ZM86 99V100H85ZM93 99V100H92ZM200 102H199V100ZM18 100V102H17ZM88 100V101H87ZM202 100V101H201ZM205 100V101H204ZM16 101V102H15ZM25 101V102H24ZM76 101V102H75ZM77 101H80V102H77ZM90 101V102H89ZM97 101V99H96ZM95 101V103H96ZM102 102H98L100 104V108H104V103H103V100H101ZM176 101V99H175ZM207 101V102H206ZM88 104H87V103ZM204 102V103H203ZM81 103V104H80ZM86 103V105H85ZM92 103V104H91ZM212 103V104H211ZM75 104V105H74ZM85 107H84V105ZM90 104H91V107H90ZM103 104V105H102ZM202 104V105H201ZM208 104V105H207ZM89 105V107L87 108L86 106ZM186 105V106H185ZM74 106V107H73ZM94 106V107H92ZM207 106V107H206ZM24 107V108H23ZM28 107V109H27ZM76 107V108H77ZM84 107V108H83ZM143 107V108H142ZM173 107V108H172ZM191 107V108H190ZM200 107V108H199ZM30 108V109H29ZM77 108V109H78ZM146 108V109H145ZM176 108V110H174ZM202 108V110H201ZM206 108V110H205ZM89 109V110H88ZM142 109V111H141ZM156 109V110H155ZM23 110V111H22ZM88 110V111H87ZM181 110V111H180ZM33 111V112H32ZM147 111V113H146ZM183 111L182 115H181V112ZM206 111V112H205ZM22 112V113H21ZM25 112V113H24ZM28 112V113H27ZM70 112V111H68ZM67 111H65L64 113H66L68 116H73L72 113H68ZM155 112V113H154ZM39 113V114H38ZM150 113V114H149ZM172 113L175 115H173L172 117ZM22 114V115H21ZM32 114V116H31ZM34 114V116H33ZM66 114H64V117L66 118V120L69 122H65V125L66 127L68 128V130L70 131H85V127L81 126V124L79 122H77V126L75 124V118L73 117H69L66 116ZM143 114V115H142ZM171 114V115H170ZM180 114V115H179ZM184 114V115H183ZM21 115V116H19ZM87 115V114H86ZM92 115V116H91ZM142 115V116H141ZM148 115V116H147ZM152 115V117H151ZM166 115V116H165ZM169 115H170V118H169ZM4 115H0V139H1V136L3 135V139L2 141L0 140V145L1 144H9V146H12L10 145L11 143L13 144V146L17 149H19L18 151H20L21 155H22V158H23V155H24V160H23V165L27 166L26 168L28 170H30V173L28 174H25L27 176H23L21 177V174H20V171L18 172L20 175L19 178L20 179H23L25 181V183H27V187L29 188H34L37 190V188L40 190V186L37 182H34L36 181V179H34V175H36V171L34 169H31V167H33V165H30L28 164L29 162H32L29 160V151H26L28 150V148H31L33 146H31L32 144H30L29 146V142L30 141H27L29 140V137L27 136V132L25 130L21 131V126L17 125V123H15L13 120L14 119H11L12 120V124H11V120H10V117L7 119H5V117H3ZM38 116V117H37ZM45 116V118H44ZM145 118H144V117ZM187 118H186V117ZM190 116V117H191ZM7 117V116H6ZM23 117V118H22ZM27 117V118H26ZM147 117V119H146ZM157 117V118H156ZM172 117V119H171ZM174 117H177L178 120H176ZM22 118V119H21ZM26 120H25V119ZM73 118V119H72ZM105 118V119H104ZM154 118V119H153ZM156 118V119H155ZM3 119V120H2ZM5 119V120H4ZM44 119V120H43ZM70 119V120H69ZM107 119V120H106ZM109 119V120H108ZM146 119V120H145ZM168 119V120H167ZM171 119V120H170ZM173 122H170L172 120H174ZM208 119V120H206ZM151 120V121H150ZM156 120V121H154ZM195 120V119H194ZM206 120V122L208 123H204L206 124V127L204 126L205 124L202 125H199L200 122ZM8 121V122H6ZM70 121L72 123H70ZM74 121V122H73ZM101 123H100V122ZM107 121H110L108 122L107 124L106 123H103V122H107ZM169 121V125L167 124V122ZM4 122V123H3ZM195 122V123H194ZM196 122H199L196 123ZM6 123V124H5ZM8 123V125H7ZM69 125H68V124ZM111 123V124H110ZM144 123V124H143ZM154 123L156 125H154ZM160 123V124H159ZM194 123V124H193ZM203 123V122H201ZM5 124V126H3ZM15 124V125H13ZM25 126H29L30 123L29 122H25L24 123ZM75 124V125H74ZM80 124V125H78ZM105 124V125H103ZM159 124V125H158ZM2 125V126H1ZM71 125H74V126H71ZM159 127H158V126ZM199 125V126H198ZM241 125V124H240ZM247 125H249L248 123H245L242 124L241 126H239V124H236V125H233V126H230L226 131H225V135L228 134L227 136V140L225 141V143L227 142V146L229 147H232L234 145H236L235 143L237 142V131H240L241 133L244 132L245 128H247ZM7 126V127H6ZM20 126V127H19ZM111 126V127H110ZM202 126V127H201ZM238 126V127H236ZM4 127V128H3ZM105 127V128H104ZM163 127L162 130H165ZM195 129H194V128ZM197 127V128H196ZM205 127V128H204ZM240 127V128H239ZM16 128V130H15ZM75 128V129H74ZM110 128V129H109ZM193 130H192V129ZM213 123L211 125V131L213 130ZM3 129V130H2ZM7 133H3L5 132ZM18 129V130H17ZM73 129V130H72ZM157 129V130H156ZM190 129V130H189ZM209 129V130H210ZM243 129V130H242ZM15 130V131H14ZM96 132H95V131ZM103 130V131H102ZM110 130V131H109ZM215 130V129H214ZM213 130V131H214ZM19 131V132H18ZM101 131V132H99ZM106 131V132H105ZM146 132V135H145V132ZM211 132V136L212 138H216V132ZM18 132V133H17ZM99 132V134L97 133ZM15 133V134H14ZM102 135H101V134ZM106 133V134H105ZM111 133V134H110ZM144 133V135H143ZM214 133V134H213ZM8 134L11 135L12 137H8ZM22 134V136H21ZM105 134V136H104ZM233 134V135H232ZM15 135V136H13ZM25 135V136H24ZM96 135V137L98 136V138L94 137ZM100 135V136H99ZM213 135H215L213 137ZM102 136V137H101ZM148 141H146V138ZM150 136V138H149ZM231 136V138H230ZM233 136V137H232ZM22 137V138H20ZM229 137V138H228ZM7 140H6V139ZM11 138V139H10ZM28 138V139H27ZM96 138V139H95ZM233 138V139H232ZM15 140H17L15 142ZM20 140V141H19ZM27 142H25V141ZM8 141V142H7ZM19 141V142H18ZM235 141V142H234ZM4 142V143H2ZM10 142V143H9ZM18 142V143H17ZM21 142V143H20ZM15 143V144H14ZM25 145H24V144ZM224 143V142H223ZM228 143H230L228 145ZM18 144H21V145H18ZM2 146V145H1ZM12 146V147H13ZM20 146V147H19ZM29 146V147H27ZM21 147L23 149H21ZM27 147V148H26ZM25 149V150H24ZM29 149V150H31ZM2 151V149L0 148V152ZM176 152V153H175ZM174 153L172 152L171 153V156L173 157L172 160L170 159L169 162H167V167L170 168V169H182L185 164L186 161H194V163H196L197 159L194 157L193 159V156H192V153H191V150L189 148H184V150H181V153L175 151ZM263 152V153H262ZM24 153V154H23ZM28 154V156H27ZM173 154V155H172ZM262 155H264V145H261L259 146L252 154V156L249 158V160L245 161V159H243L242 161L239 160L238 162V167L236 168V170L234 172H231V173H228L227 175H224L223 177H221L223 179L222 181V188H217L218 185H216V189H214L213 192H211L210 194H215L217 196V198L219 199L218 202L220 201L221 204H222V201L225 199V201H227V203L225 202L224 205H221L219 204V206L217 207L216 206V210L215 208L212 210V212H209L208 214H206L204 217H200L198 216V213L196 212L195 214V218H190V215H192V212L190 213V209H187V210H183L182 213L179 214V216L181 217H177L175 218L174 220L170 221L168 220L167 218H170L172 217V215L167 211V213H164L162 214V212L160 213L159 209L154 207L152 209H147L149 207H145L147 209V213L146 212H142L140 211V215L142 213V215H149V221L150 223H156V222H159V221H166L167 224H170L173 223L174 225H171V226H175L176 228H179L182 226V222L183 221V226L185 227H181L180 230H189V231H181L179 232L180 230H176L175 228L171 227L170 229V232L172 230H176L177 232L180 233H177V235L179 236H176V232H175V235L173 236V233H171L172 235H169L168 237L166 236V238H163V242H161L162 239H158V236L155 237L154 239H151V238H148V239H145L147 237H143L140 236V237H136L138 235H135V240H132L135 242L136 239L139 240V244L137 242H133L134 244H137V245H134L132 244V246L134 245V247L132 248V246H130L131 244H129L128 246L130 247V249L132 248V250L130 251L129 248L126 247V249L128 251H123V249L125 248H122V249H118V248H113L111 247V249H118L117 251H112V254H108V256L110 255L112 259H109V260H105L104 262H106L105 264H124L127 259V263L125 264H156L157 261L158 263L161 262L160 260L163 259L165 256L166 258H164L163 260H165V263H169V264H174V262L176 264H180V262H183L185 263L186 261V264H189L188 262H193L194 261V258H193V254H194V243H192L194 240L195 242L197 243L198 247H202V246H211V245H214L216 246V248L219 247V244H220V240L221 242L224 240L227 239L228 237V233L225 234L224 236L221 235V232L222 230L221 229H224L227 227H224L226 226L227 224L231 223V226L230 224L227 225L228 226V232L230 231H233L234 233V239L231 240L233 241L231 243V241L228 243L229 245V252H232L234 253V255H240V254H245L246 251H248V248H250V246L253 244L254 246H257L256 243V237H255V231L253 230L254 227L253 225L258 222V211L259 210H256V209H259L260 207H258L260 205V203L262 201H264V197L262 198V195L264 196V160L262 159ZM41 158H40V157ZM37 156V158L35 160H38L37 162L41 165L46 163L48 166H50V160H52V167L54 171H56L57 169V158H56V155L52 156L51 157V154H48L47 152L45 151H41L40 155ZM68 156L69 153H68ZM73 156V155H72ZM178 156V157H177ZM182 156V157H181ZM29 160H27V158ZM39 157V158H38ZM49 157V158H48ZM51 157V158H50ZM177 157V158H176ZM21 158V159H22ZM53 158V159H52ZM70 157H68L65 161H63V166H62V171H67L68 169V172H74V174H79L80 172L78 171H81V172H86L88 171L89 169V166H78L75 167V165H73V158L71 157L70 160H69ZM180 158V159H179ZM185 158V160H184ZM264 158V157H263ZM32 159V158H30ZM40 159V160H39ZM175 162H174V160ZM177 159V160H176ZM187 159V160H186ZM193 159V160H192ZM34 160V161H35ZM41 160L43 162H41ZM45 160H49L48 162ZM181 162H180V161ZM183 160V161H182ZM261 160H263V162H261ZM40 161V162H39ZM70 161V163L67 162ZM72 161V162H71ZM177 161V162H176ZM185 161V162H184ZM36 161L34 163H36V168L43 170L44 171V166L42 165H38ZM65 162V163H64ZM173 162V163H172ZM180 162V163H179ZM115 163V162H113ZM112 163V164H113ZM178 163V164H177ZM66 164V165H64ZM71 164V166L68 167V165ZM81 164V163H79ZM111 164V165H112ZM260 164H261V167H260ZM263 164V165H262ZM45 165V164H44ZM116 166H119L118 163L115 164ZM113 166V165H112ZM111 166V167H112ZM64 167V168H63ZM74 167H75V171L74 170ZM125 167V166H124ZM260 169H263V170H260ZM78 168V169H77ZM110 168V167H109ZM112 168H115V166H113ZM128 168V170H127ZM125 167V170L127 171V174H131V172L134 173V170L133 171H130V168L129 167ZM239 168V169H238ZM115 169H119L118 167H116ZM32 170V171H31ZM70 170V171H69ZM260 170V171H259ZM35 171V172H34ZM100 171H103V169L99 170ZM66 172V174L68 176H71V172L68 173ZM34 173V174H33ZM65 173L64 175L67 176ZM77 174V175H78ZM109 175V173H108ZM31 176V177H29ZM80 176V174H79ZM78 176V177H79ZM26 177V178H25ZM78 179V182H76L77 180L75 179V182H76V186L77 187H81V188H78L80 189L79 191H81V195L84 196L86 198L85 201H89L90 200L92 202H94V198H92L93 194L92 193H88L89 191L88 190H85L87 188H85L83 185H82V180L81 179ZM260 177V178H259ZM30 180H29V179ZM81 178V177H80ZM33 179V180H32ZM81 180V182L79 181ZM221 180V179H220ZM219 179L217 181H214L215 184H219V182H221ZM23 181V182H24ZM31 183H30V182ZM257 181V182H256ZM34 182V183H32ZM218 182V183H217ZM34 184H38V185H35L34 187L32 185ZM250 184V185H248ZM254 184V185H253ZM83 187H82V186ZM211 185L214 186L213 182L211 183ZM247 185H248V188H247ZM252 185V187H251ZM37 186V188H36ZM213 186H210L209 188L211 189ZM245 188H244V187ZM85 188V189H83ZM243 188V189H242ZM247 188V189H246ZM252 188V189H251ZM212 189V190H213ZM245 191L243 192L242 190ZM215 190H218V191H215ZM91 192V191H90ZM241 192V196L240 194L238 195V193ZM243 192V193H242ZM70 192H68L67 196L69 195ZM260 193V194H259ZM89 194L92 195V196H87ZM40 195V194H39ZM62 195V194H61ZM57 196V198H60V197H63L62 196ZM80 195V194H79ZM87 197H86V196ZM220 195V196H218ZM222 195V196H221ZM233 195V197H232ZM236 195H238V197H236ZM261 195V196H260ZM53 197H50L49 199H46V201H48V203L50 202H53V200H55V196L56 195H51ZM65 196V195H64ZM259 196V197H258ZM53 198V199H52ZM55 198V199H54ZM237 198V199H236ZM242 199V200H239V199ZM41 199V198H39ZM89 199V200H87ZM256 201H255V200ZM44 200V199H42ZM41 200V201H42ZM234 200H236L234 202ZM254 202H252V201ZM258 200V201H257ZM45 202V200H44ZM60 202V201H59ZM224 202V201H223ZM234 202V203H233ZM257 202V203H256ZM152 204L151 207H153L155 204V202H150ZM64 204V202H63ZM253 204V205H252ZM256 204H258V206H256ZM255 205V206H254ZM80 206H83V205H80ZM79 206V207H80ZM145 206H148V203L145 204ZM218 208V209H217ZM255 209L254 211L252 210ZM177 209V208H174V210ZM224 209V210H223ZM168 210H170V208H168ZM252 210V211H251ZM187 211V212H186ZM244 211H247L249 212L250 211V214L249 217L251 220L253 221H249V220H246V217L244 216ZM257 211V212H256ZM195 212V211H194ZM233 212V213H232ZM237 213L239 215H237ZM166 214V215H165ZM169 214V215H168ZM182 214V215H181ZM190 214V215H189ZM219 214V215H218ZM229 214L231 216H229ZM242 214V215H241ZM0 215L2 217V215H4L3 217L4 218H9L8 220L12 222V229L13 231L10 233L11 237H13L14 234V237L16 236V238L18 237V233H17V227H18V223H14L15 222H22L23 219L21 220L22 216L18 213V210L16 209V207L12 206L8 201L4 200L3 196L0 195ZM156 216V217H153V216ZM237 215V216H236ZM189 217V218H186V217ZM226 218H224V217ZM229 216V217H227ZM236 216L237 219L235 221V226L233 227L232 226V218L234 219V217ZM155 220H153V218ZM211 217V218H210ZM239 217V218H238ZM255 217L257 218V221H255ZM19 218V219H18ZM200 218V219H199ZM203 218V221L206 220L207 224H205V222H201ZM208 218V219H206ZM215 218L217 219L216 223L214 224L212 219ZM185 219V220H184ZM187 219V220H186ZM192 219V220H191ZM213 219V220H215ZM223 219V220H222ZM241 219V220H240ZM21 220V221H20ZM146 221L145 220V216L144 217H141V221L140 223H135L134 225L135 226H140V225H145L147 224L148 222H143ZM194 220V221H193ZM200 220V221H199ZM208 220V221H207ZM211 220V223H209ZM25 221V220H24ZM170 221V223H169ZM185 221V223H184ZM222 221V223H221ZM228 223H227V222ZM232 221V222H231ZM177 222V224H175ZM193 222V223H192ZM201 222L200 224V227L198 225V223ZM220 222V223H219ZM246 222V223H245ZM256 222V223H255ZM192 223L191 225L188 226V224ZM213 223V224H212ZM224 223H226V225H224ZM248 223V224H247ZM251 223V224H250ZM204 224V225H203ZM209 224V225H208ZM211 224V225H210ZM219 224V225H218ZM222 224V225H221ZM250 224V225H249ZM179 227H178V226ZM181 225V226H180ZM214 225V226H213ZM218 225V226H217ZM249 225V226H248ZM193 226V227H192ZM206 226V227H204ZM209 226V227H208ZM213 226L214 228H219L217 229L216 228V232L214 233V228L211 227ZM221 228H220V227ZM242 226V227H241ZM169 227V226H168ZM239 227V228H238ZM173 228V229H172ZM183 228V229H182ZM189 228V229H188ZM193 230H192V229ZM195 228V229H194ZM208 228V229H207ZM213 228V229H212ZM211 229H212V235H211ZM238 229V230H237ZM240 229V230H239ZM204 230H206L207 234L210 235L211 238H213V236L217 237L216 239L213 238V240H209L210 238H208L207 234H204ZM39 231V230H38ZM165 231H167L165 229ZM220 231V232H219ZM254 231V232H253ZM190 232V234H189ZM198 232H202V233H198ZM170 234V233H169ZM184 234V235H183ZM189 234V237L187 236ZM207 237L206 240H203L204 239V236ZM254 234V235H253ZM191 235V237H190ZM194 235V237H193ZM207 235V236H206ZM222 236V239H219V237ZM237 235V236H236ZM173 236V237H171ZM199 236V237H198ZM254 236L255 238L253 239ZM6 239L7 236H2V240H0V248H3V245L5 244L6 241H4V238ZM133 237V236H132ZM143 237V239H142ZM181 237V238H179ZM183 237V238H182ZM198 237V238H197ZM203 237V238H202ZM15 238V239H16ZM139 238V239H138ZM153 238V237H152ZM157 238V240H155ZM14 239V238H13ZM14 239V240H15ZM140 239H142V242H145L143 241L144 239L146 240L145 243L140 244ZM179 239H182V240H179ZM188 239V241H186ZM201 239L203 241H201ZM14 240H11L10 243L14 242ZM18 240V239H17ZM154 240V241H152ZM159 240V241H158ZM167 240H172L173 241V245L171 246L172 244V241L171 242H168ZM184 240V241H183ZM200 240V241H199ZM216 240V241H215ZM236 240V241H235ZM4 241V243H3ZM152 241V242H150ZM158 241V242H156ZM166 241V242H165ZM175 241V242H174ZM179 241V242H178ZM182 241V242H181ZM187 243H186V242ZM218 241V242H217ZM223 241V242H224ZM150 242V246L148 245V243ZM177 242H178V245H177ZM200 242V244H198ZM222 242V243H223ZM2 243V244H1ZM187 245H186V244ZM189 243H192V245H189ZM152 244V245H151ZM154 244V245H153ZM185 244V245H184ZM203 244V245H202ZM120 245V244H119ZM139 245V247H138ZM145 245H148V246H145ZM181 245H183V247H181ZM196 245V244H195ZM227 245V246H228ZM231 245H232V248H231ZM235 247H234V246ZM13 246V245H12ZM141 246H143L141 248ZM154 246L155 249H153L152 247ZM175 246V247H174ZM185 246H188V247H185ZM190 246V247H189ZM193 246V247H192ZM237 246V247H236ZM138 247V248H137ZM166 247V248H165ZM179 247V249H178ZM141 248V249H140ZM162 248V249H161ZM173 248V249H172ZM176 248V249H175ZM187 248V249H186ZM192 248V250H190ZM238 248V249H237ZM55 248H50V249H47L45 252L46 253H50L51 251L53 252ZM140 249V251H138L137 254H135L137 251ZM149 249V251H148ZM167 249H170V251H167ZM175 249V250H174ZM186 249V250H185ZM242 249V250H241ZM244 249V250H243ZM145 250H147L148 252H145ZM180 250V251H178ZM182 250V251H181ZM190 250V251H189ZM239 250V251H238ZM123 251V252H122ZM136 251V252H135ZM144 253H143V252ZM184 251V252H183ZM189 251V252H188ZM108 252V251H107ZM121 252V253H120ZM133 252V253H131ZM135 252V253H134ZM156 252V253H155ZM168 252L170 255L174 256L176 255L178 258L180 256H183L181 257V260L178 259L177 257V260L176 258L174 259L172 256V259L174 260H170V255H168ZM193 252V253H192ZM236 252V253H235ZM241 252V253H240ZM161 253V254H160ZM189 253V254H188ZM202 253V252H201ZM239 253V254H238ZM167 254V255H165ZM179 254V255H177ZM183 254V255H182ZM193 256H192V255ZM204 254V251L203 253ZM222 256H220V255ZM139 255V256H138ZM154 255V256H153ZM163 255V256H162ZM187 255V257H186ZM205 255H208V253L205 252ZM217 255V256H216ZM225 255V256H224ZM107 256V255H106ZM189 256V257H188ZM210 259H211V264H218L217 262H219V264H228V262L230 261L227 257V255L223 252H219V253H214L213 254H210ZM116 257V258H115ZM151 257V260H147V259H150ZM158 257V258H156ZM163 257V258H162ZM175 257V256H174ZM196 257V256H194ZM198 257V256H197ZM220 257V258H219ZM109 257H106V259H108ZM116 260H115V259ZM133 258V259H132ZM139 258V259H138ZM153 258V259H152ZM169 258V259H167ZM183 258V259H182ZM190 258V259H189ZM217 258V259H216ZM141 259V260H140ZM186 259V260H185ZM198 259V258H196ZM219 259V260H218ZM221 259V260H220ZM111 260V261H110ZM114 260V261H112ZM123 260L125 262H123ZM157 260V261H156ZM180 260V261H179ZM184 260V261H183ZM192 260V261H191ZM199 260V259H198ZM198 260H195V262H197ZM217 262H216V261ZM228 260V262H227ZM110 261V262H109ZM130 261V262H129ZM132 261H135L134 263ZM139 261V262H138ZM145 262V263H142V262ZM213 261V263H212ZM226 261V262H225ZM137 262V263H136ZM157 263V264H158ZM232 263V262H231ZM32 264V263H30ZM104 264V263H103ZM161 264V263H159ZM230 264V263H229ZM233 264V263H232Z\"/></svg>",
	"mask_w": 264,
	"mask_h": 264
}]
</instances>
